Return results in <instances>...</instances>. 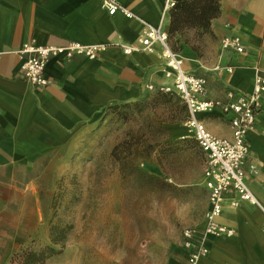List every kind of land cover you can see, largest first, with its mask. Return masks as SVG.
<instances>
[{
    "label": "crops",
    "instance_id": "0c3cea01",
    "mask_svg": "<svg viewBox=\"0 0 264 264\" xmlns=\"http://www.w3.org/2000/svg\"><path fill=\"white\" fill-rule=\"evenodd\" d=\"M166 1L118 0L132 14L126 17L121 11L109 14L101 0H0V206L9 201V192L25 191V175L41 174L48 154L73 143L106 107L157 91L148 90V84L170 82L159 44L130 54L121 47L137 45L146 23L161 24L168 33L172 7L164 11ZM208 35L212 43L204 55L190 39L172 43L169 38V44L183 57L186 71L205 78V97L227 101L228 90L250 94L255 78L264 77V0H219ZM233 35L240 38L242 52L222 49L221 39ZM29 41L56 46L78 41L107 48L95 59L51 57L44 68L48 84L36 87L18 73V50ZM198 117L212 134L231 136L229 115L215 109ZM172 128L174 137L189 134L184 125ZM247 140L245 180L264 207V104ZM217 222L233 234L210 237L207 255L195 264H264V216L256 206L226 202ZM203 224L202 214L194 225ZM168 264H188L179 243Z\"/></svg>",
    "mask_w": 264,
    "mask_h": 264
},
{
    "label": "rangeland",
    "instance_id": "374dc122",
    "mask_svg": "<svg viewBox=\"0 0 264 264\" xmlns=\"http://www.w3.org/2000/svg\"><path fill=\"white\" fill-rule=\"evenodd\" d=\"M196 34L170 40L204 55L211 37ZM184 114L177 96L150 91L106 107L50 152L0 206V264H25L30 252V264H168L206 205L203 155L191 135L173 136Z\"/></svg>",
    "mask_w": 264,
    "mask_h": 264
},
{
    "label": "built area",
    "instance_id": "2783aa9c",
    "mask_svg": "<svg viewBox=\"0 0 264 264\" xmlns=\"http://www.w3.org/2000/svg\"><path fill=\"white\" fill-rule=\"evenodd\" d=\"M174 5L167 0L164 11ZM101 7L109 14L121 11L124 16L132 14L119 4L118 0H101ZM159 44L164 58V76L169 83L154 86L148 84V90L176 95L186 108V118L183 121L188 133L196 141L203 155L201 180L206 190L207 207L203 212L204 224L201 227L187 226L181 230L179 246L185 253L188 264H195L208 253L207 241L210 237L232 235L234 230L218 224L217 218L226 202L232 207H238L246 202L256 206L264 216V207L251 192L245 180V167L248 164L250 146L247 140L249 131L254 129L256 118L264 104V77L257 76L252 92L236 94L228 90L227 101L205 97L206 80L183 68L181 57L169 44L168 33L161 24L153 26L146 23L145 29L138 39L137 45H121L126 54L133 51H151L154 44ZM222 49L242 52L244 46L237 35L224 36L221 39ZM107 48L104 44H84L70 41L66 45H36L29 41L18 50L21 62L19 76L32 86L44 87L48 79L44 75L46 62L51 57L71 58L81 55L89 59L97 58ZM227 67V71H231ZM215 109L229 115L231 136L218 137L208 131L202 120L201 113H211ZM252 169V165H249ZM264 229V223H263Z\"/></svg>",
    "mask_w": 264,
    "mask_h": 264
},
{
    "label": "trees",
    "instance_id": "16d2710c",
    "mask_svg": "<svg viewBox=\"0 0 264 264\" xmlns=\"http://www.w3.org/2000/svg\"><path fill=\"white\" fill-rule=\"evenodd\" d=\"M218 13L219 0H178L174 2V5L169 10V38L176 35L182 36V34L188 30L194 31L198 35L208 34L210 32L211 20L215 18ZM182 39L184 43L190 42L188 38ZM178 40L179 39H177V41ZM173 48H175V46ZM156 92L163 93L160 91ZM183 107L185 108L184 105ZM186 115L187 114H184L183 116L186 117ZM35 256L36 253L34 252L27 253L24 257L25 264H30L31 261L27 260Z\"/></svg>",
    "mask_w": 264,
    "mask_h": 264
}]
</instances>
